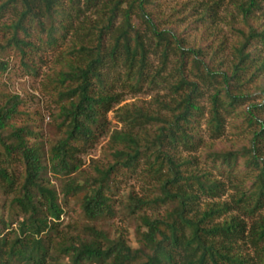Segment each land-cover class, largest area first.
Returning <instances> with one entry per match:
<instances>
[{"label":"trees","instance_id":"1","mask_svg":"<svg viewBox=\"0 0 264 264\" xmlns=\"http://www.w3.org/2000/svg\"><path fill=\"white\" fill-rule=\"evenodd\" d=\"M221 2L207 3L212 15ZM160 3L0 1V20L8 12L13 17L0 39V77L9 57L36 77L35 59L55 54L40 85L55 108L46 130L29 122L19 94L0 87V264H264V88L250 89L264 73L258 49H264V0L236 3L242 27H233L225 68L213 65L220 50L207 59L204 47L188 45L172 27L161 29ZM91 9L102 21L85 17ZM152 46L160 59L153 73ZM170 55L176 56L177 79L169 85L176 98L158 102L167 115L125 105L114 112L124 129L110 130L107 114L120 99L115 84L141 91ZM119 70L122 79L115 77ZM206 93L207 110L201 104ZM206 112L210 140L223 136L230 116L249 130L245 145L204 158L234 183L229 200H221L226 182L190 156L205 142ZM103 136L105 162L82 169L80 155ZM125 174H140L152 195L129 194L117 206L116 184ZM69 202L81 220L64 224ZM115 218L132 228L136 248L122 228L110 230Z\"/></svg>","mask_w":264,"mask_h":264},{"label":"rangeland","instance_id":"2","mask_svg":"<svg viewBox=\"0 0 264 264\" xmlns=\"http://www.w3.org/2000/svg\"><path fill=\"white\" fill-rule=\"evenodd\" d=\"M160 1L161 3L159 8H157L155 17L158 21H161V29L172 27L179 35H183L185 43L188 45H200L204 47L207 59H210L216 50H220L214 58L213 65L215 67L220 64L225 68L231 64L230 44L236 39L233 27H242L241 18L236 9V3L242 0H222L219 9L214 15L211 14L212 10L207 7V3H212L213 0ZM85 17L93 21H102L103 19V16L97 14L95 9L86 11ZM12 18V14L8 12L4 18L0 20V39L6 37L7 32L4 28V24H8ZM139 29L141 32L145 33V28L143 26H140ZM205 32L206 35L204 34ZM224 40L225 45L217 48L218 43ZM259 48L262 51V57H264V49L258 46V49ZM54 55L55 54L51 53V51H44L39 58L35 59L34 65L38 68V75L36 77L26 75L18 61L9 57V70L0 77V87L12 93L19 94L25 100L24 108L29 113V122L41 127L43 130H46L51 124V115L55 112V108L48 98L40 92V85L44 76L53 65ZM149 60L151 73L159 70L160 59L158 54L154 53L153 46L150 48ZM175 66L176 56L170 55L167 67L163 72H160L155 82L151 85L146 84L142 90L137 93L131 92L127 88H121L120 82L116 83L114 92L120 95V99L113 110L107 114L110 130L124 129V126L118 123L114 118V112L125 105L143 106L150 112L167 115V112L161 108L158 102H165L176 98L173 91L169 89V85L177 79V76L173 74ZM119 72V75L122 77L117 75L115 77L122 79L124 72L123 70H119ZM250 87L253 94L259 93V91L264 88V73L260 75L256 82ZM255 101L259 102L261 99L258 97ZM201 104L206 107V110L209 109L208 93H206L201 100ZM207 117L208 114L206 112L205 118L202 120L201 124V135L205 142L201 149L191 153L190 156L198 159V167L210 170L216 178L226 182V192L221 200H229V195L235 192L233 188L234 183H229L227 180L218 176L217 171L211 168L208 162L205 163L204 158L209 151L234 149L245 145L250 137L249 130H245L243 126L240 127L238 125L240 122L239 118L230 116L226 118L223 136L216 140H210L205 124V119ZM107 141V136L101 137L91 149H88L80 155L82 169L90 171L94 162H105V159L102 157V152L106 147ZM20 170V167H18L17 173H20ZM118 179L116 194L114 195L117 206L120 205V201L124 200L129 194H134L140 198H146L152 195L151 185L147 180H144L140 174H125L119 176ZM52 182L57 185V181L53 180ZM76 207L77 206H75L73 202H69V206L66 207V215L62 217L64 224H73L75 221L81 220ZM260 213H264V210ZM108 225L111 231L122 228L130 246L133 248L137 247L133 236V230L125 221L120 218H115L113 221H110ZM246 250L247 253H252L249 244H247Z\"/></svg>","mask_w":264,"mask_h":264}]
</instances>
